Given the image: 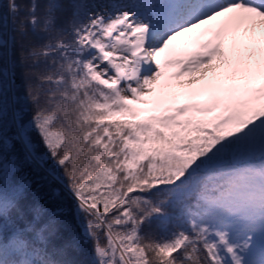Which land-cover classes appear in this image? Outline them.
<instances>
[{
    "label": "snow or ice",
    "instance_id": "1",
    "mask_svg": "<svg viewBox=\"0 0 264 264\" xmlns=\"http://www.w3.org/2000/svg\"><path fill=\"white\" fill-rule=\"evenodd\" d=\"M0 264H264V0H0Z\"/></svg>",
    "mask_w": 264,
    "mask_h": 264
}]
</instances>
